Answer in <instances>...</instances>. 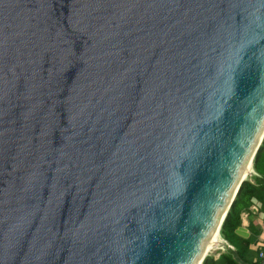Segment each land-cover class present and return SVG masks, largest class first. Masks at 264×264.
I'll return each instance as SVG.
<instances>
[{
    "label": "water",
    "instance_id": "water-1",
    "mask_svg": "<svg viewBox=\"0 0 264 264\" xmlns=\"http://www.w3.org/2000/svg\"><path fill=\"white\" fill-rule=\"evenodd\" d=\"M263 137L264 0H0V264H202Z\"/></svg>",
    "mask_w": 264,
    "mask_h": 264
},
{
    "label": "trees",
    "instance_id": "trees-1",
    "mask_svg": "<svg viewBox=\"0 0 264 264\" xmlns=\"http://www.w3.org/2000/svg\"><path fill=\"white\" fill-rule=\"evenodd\" d=\"M251 179H245L223 220L220 235L233 249L224 247L217 258L208 254L202 264H260L257 260L256 244L260 229L249 225L250 236L243 238L236 233L241 225V214L252 204L263 212L264 220V137L253 159Z\"/></svg>",
    "mask_w": 264,
    "mask_h": 264
},
{
    "label": "crops",
    "instance_id": "crops-1",
    "mask_svg": "<svg viewBox=\"0 0 264 264\" xmlns=\"http://www.w3.org/2000/svg\"><path fill=\"white\" fill-rule=\"evenodd\" d=\"M253 174H254V172H253ZM252 205H254V204H252ZM245 212H246V216L245 215L243 216V213H245ZM245 212H243L241 214V225L236 229V233L243 238L249 237L250 236L249 225L252 224L256 229L257 228L260 229V233H259L258 238H257V244L258 243L264 244V220H262V218H263L262 210H259V208H258L257 211L250 210V211H245ZM222 250L220 248V250H218L216 252V254H214V258H217L219 255V251H222ZM256 251H257V249H256Z\"/></svg>",
    "mask_w": 264,
    "mask_h": 264
},
{
    "label": "built area",
    "instance_id": "built-area-1",
    "mask_svg": "<svg viewBox=\"0 0 264 264\" xmlns=\"http://www.w3.org/2000/svg\"><path fill=\"white\" fill-rule=\"evenodd\" d=\"M254 171H252L251 173H253ZM250 210H253V211H257L258 210V207L256 205H252L250 207ZM246 216V212L243 213V216ZM221 237V236H220ZM221 240H222V243L223 245L221 246V249L225 246V247H228L230 249H233V246L231 244H229L225 239H223L221 237ZM256 249H257V260H259L260 264H264V244L263 243H258L256 245Z\"/></svg>",
    "mask_w": 264,
    "mask_h": 264
},
{
    "label": "bare ground",
    "instance_id": "bare-ground-1",
    "mask_svg": "<svg viewBox=\"0 0 264 264\" xmlns=\"http://www.w3.org/2000/svg\"><path fill=\"white\" fill-rule=\"evenodd\" d=\"M249 166V167H248ZM248 166L246 167V170H250V173H251V168H250V165L248 164ZM249 176V175H248ZM222 240H221V237L217 234V231H214L210 237V240L208 242V247H209V251L212 249V248H217V249H220L221 246H222ZM208 251V252H209Z\"/></svg>",
    "mask_w": 264,
    "mask_h": 264
},
{
    "label": "rangeland",
    "instance_id": "rangeland-1",
    "mask_svg": "<svg viewBox=\"0 0 264 264\" xmlns=\"http://www.w3.org/2000/svg\"><path fill=\"white\" fill-rule=\"evenodd\" d=\"M252 174H253V173H250L249 176H246V179H251ZM222 245H223V244H222ZM224 247H225V246H224ZM222 249H223V248H222ZM222 249H221V250H222ZM218 250H220V249L212 248V249L208 252V254H213V256H214V254H216V252H217Z\"/></svg>",
    "mask_w": 264,
    "mask_h": 264
}]
</instances>
